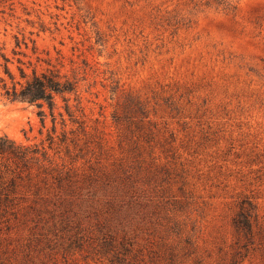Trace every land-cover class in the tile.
<instances>
[{
	"label": "rangeland",
	"instance_id": "1",
	"mask_svg": "<svg viewBox=\"0 0 264 264\" xmlns=\"http://www.w3.org/2000/svg\"><path fill=\"white\" fill-rule=\"evenodd\" d=\"M0 53L75 81L74 158L49 153L91 190L68 221L8 216L0 264H264V0H0ZM2 92L0 135L46 145L49 113Z\"/></svg>",
	"mask_w": 264,
	"mask_h": 264
},
{
	"label": "trees",
	"instance_id": "2",
	"mask_svg": "<svg viewBox=\"0 0 264 264\" xmlns=\"http://www.w3.org/2000/svg\"><path fill=\"white\" fill-rule=\"evenodd\" d=\"M19 44L20 42L16 41V46ZM13 53L20 52L14 49ZM0 56L4 59L3 70L10 79L8 82L0 76L2 95L11 102L36 105L42 126L45 125L48 113L52 122V131H49L45 137L46 145L44 140L33 145L17 144L6 135H0V224L3 223L9 227L11 221L8 216L30 217L22 219L21 223L37 224L42 220L43 213H49L52 220L60 216L63 219L62 222L68 221L67 218L76 206V201L80 197L89 195L91 190L88 186L85 190L74 187L71 172L55 163L49 150H53L57 155L62 151L65 155L74 158L68 142L69 138L71 141H74V138L67 135L73 134V129L65 128L67 119L64 113L59 111L56 115L54 109L55 95L62 96L70 121H76L66 97V94L76 91L75 81L61 76L54 70L38 72L35 66L32 67L31 73H27L19 57H17V69L20 78L15 79L9 68L10 59L2 53ZM58 116L62 126L59 134L56 133ZM9 161L13 166L11 170H8ZM32 168L36 169V177H33ZM21 184L27 190L31 189L32 194L19 195L18 188ZM20 204L24 205L20 206Z\"/></svg>",
	"mask_w": 264,
	"mask_h": 264
}]
</instances>
